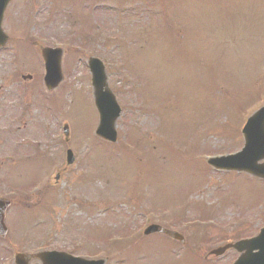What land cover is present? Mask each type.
Here are the masks:
<instances>
[{
	"label": "rangeland",
	"instance_id": "obj_1",
	"mask_svg": "<svg viewBox=\"0 0 264 264\" xmlns=\"http://www.w3.org/2000/svg\"><path fill=\"white\" fill-rule=\"evenodd\" d=\"M91 1L60 2L63 13L50 21L54 3L41 0L33 27L20 32L19 26L9 34L7 49L0 50V155L6 154L0 193H11L15 201L18 196L7 210V222L18 220V247L31 248L38 237L54 247L122 232L135 236L133 244L124 241L94 256L108 257L112 264L119 250L128 253L126 264H194L198 258L182 248L180 257L171 255L178 243L170 238L143 237V227L174 225L185 236L184 249L198 243L200 258L220 240L255 233L264 224V179L215 171L205 156L238 150L243 121L264 104V0H97L114 6L95 15L117 44L106 49L110 38L99 40V34L89 55L103 60L107 83L122 108L117 141L131 125L144 137L147 151L137 153L142 168L136 171L144 189L132 182L137 164L94 134L98 116L85 59L78 64L79 54L63 60L64 79L47 90L37 50L18 41L27 35L28 42L38 38L66 48L76 26L63 19L65 13L88 12L93 20L94 10L84 7ZM26 74L31 78L22 79ZM161 100L166 109L159 112ZM64 122L69 124L66 141ZM158 140L172 144L178 154L163 152ZM67 147L75 162L62 172ZM199 218H211V224ZM180 222L195 225L181 227ZM86 242L87 247L93 243ZM98 247L103 246L90 251ZM236 255L230 250L217 263Z\"/></svg>",
	"mask_w": 264,
	"mask_h": 264
},
{
	"label": "water",
	"instance_id": "obj_2",
	"mask_svg": "<svg viewBox=\"0 0 264 264\" xmlns=\"http://www.w3.org/2000/svg\"><path fill=\"white\" fill-rule=\"evenodd\" d=\"M1 38V43H4L6 36L3 33H1ZM54 52H56V54L51 55ZM42 55L45 59L46 68L44 81L47 88L51 89L61 79V53L60 50L58 51L50 48H43ZM88 63L92 73L91 82L93 86L94 102L99 113V123L96 128V133L106 139L114 141L116 138L114 124L115 119L119 115L120 108L114 95L106 85L104 66L101 61L96 58H91ZM64 131L67 134L66 127H64ZM242 133L244 134V146L241 151L226 157L210 158L209 162L216 167L220 166L227 169L233 168L237 170H244L253 175L264 178V162L258 163V160L264 157V105L258 108L247 118L242 128ZM73 160L74 156L71 150L68 149L66 152V163L70 164ZM6 205L7 201L5 199H0V229L2 230H4L3 217ZM155 231L163 232L174 238L182 240L181 236L177 234V232L165 229L156 224L149 225L144 230V233L147 234ZM228 247H234L241 253L233 264H264V228L261 229V232L258 235L250 239L226 244L220 248L214 249L213 253L216 255L221 254ZM255 248H257L256 252L253 251ZM242 250H245V252H241ZM48 257L49 255L47 254L43 258L48 259ZM101 263L102 261L98 260L87 261V264ZM18 264H26L25 259L22 256L18 257ZM47 264L52 263L48 262Z\"/></svg>",
	"mask_w": 264,
	"mask_h": 264
},
{
	"label": "flooded vegetation",
	"instance_id": "obj_3",
	"mask_svg": "<svg viewBox=\"0 0 264 264\" xmlns=\"http://www.w3.org/2000/svg\"><path fill=\"white\" fill-rule=\"evenodd\" d=\"M24 0H10L8 4L5 7L4 13H3V19H2V26L5 30L9 32L17 31L18 32V10H21L24 6L23 4ZM16 201L18 202V196L16 198ZM15 199H11L10 205H13L15 202ZM18 204V203H17ZM6 224V233L4 235H0V264H18V251L26 250L27 247L20 248L18 247V220L17 222H5ZM14 228V234H10ZM48 239H44V237H38L37 240H33L32 242H36L31 248H33L31 251L36 250H49V249H56V250H64L68 254L75 255V256H86V246L83 243H79L78 246H73L71 244L65 245H56L52 246L49 243H46ZM182 246H186V244H181ZM19 248V249H18ZM206 250L203 254V256L200 259V264H218L217 261L220 258H225V256H228V252L224 253L221 256H206ZM38 252V251H36ZM197 253V251H196ZM174 252H171V255H173ZM191 255L193 253H190ZM194 255V254H193ZM198 255V253H197ZM198 257V256H197ZM121 259L120 261L114 263V264H126V261ZM198 261V260H197ZM29 264H41V259L37 256L32 257L29 262ZM165 264H167L165 262ZM178 264H182L180 261ZM226 264H230L229 260Z\"/></svg>",
	"mask_w": 264,
	"mask_h": 264
},
{
	"label": "trees",
	"instance_id": "obj_4",
	"mask_svg": "<svg viewBox=\"0 0 264 264\" xmlns=\"http://www.w3.org/2000/svg\"><path fill=\"white\" fill-rule=\"evenodd\" d=\"M161 108H162L163 110H165V105H162ZM163 110H162V111H163ZM131 129H132V130H130V132H129V137L131 138V140H133V141L135 140L136 142H140V141L143 142V140H144L143 135L140 134V133H137V132H136V129H134L133 126H131ZM127 152L130 154V156L132 155L131 152H130V150H128ZM136 178H137V175H136L135 179H136ZM133 183L136 185V181H135V180L133 181Z\"/></svg>",
	"mask_w": 264,
	"mask_h": 264
}]
</instances>
